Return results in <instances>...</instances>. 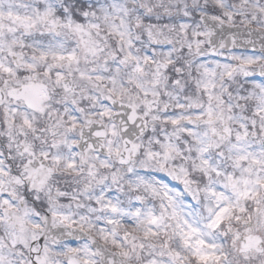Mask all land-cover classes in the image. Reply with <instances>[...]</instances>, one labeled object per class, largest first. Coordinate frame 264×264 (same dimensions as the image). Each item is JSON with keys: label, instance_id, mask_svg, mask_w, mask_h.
<instances>
[{"label": "snow or ice", "instance_id": "6c2138e0", "mask_svg": "<svg viewBox=\"0 0 264 264\" xmlns=\"http://www.w3.org/2000/svg\"><path fill=\"white\" fill-rule=\"evenodd\" d=\"M0 264H264V0H0Z\"/></svg>", "mask_w": 264, "mask_h": 264}]
</instances>
